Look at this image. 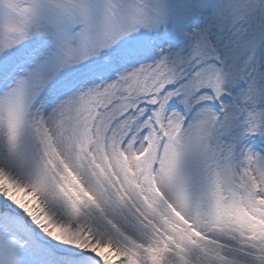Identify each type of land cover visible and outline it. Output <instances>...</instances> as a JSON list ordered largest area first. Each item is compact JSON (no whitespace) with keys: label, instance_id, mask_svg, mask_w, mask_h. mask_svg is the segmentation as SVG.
Masks as SVG:
<instances>
[{"label":"snow or ice","instance_id":"obj_1","mask_svg":"<svg viewBox=\"0 0 264 264\" xmlns=\"http://www.w3.org/2000/svg\"><path fill=\"white\" fill-rule=\"evenodd\" d=\"M0 264H264V0H0Z\"/></svg>","mask_w":264,"mask_h":264}]
</instances>
